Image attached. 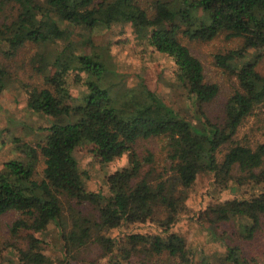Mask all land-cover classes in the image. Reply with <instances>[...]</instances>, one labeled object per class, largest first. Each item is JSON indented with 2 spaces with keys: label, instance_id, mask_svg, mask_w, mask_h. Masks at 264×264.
Wrapping results in <instances>:
<instances>
[{
  "label": "trees",
  "instance_id": "16d2710c",
  "mask_svg": "<svg viewBox=\"0 0 264 264\" xmlns=\"http://www.w3.org/2000/svg\"><path fill=\"white\" fill-rule=\"evenodd\" d=\"M4 1L16 4L17 19L0 26V45L7 46L3 54L14 57L30 43L39 47L32 64L45 87L29 89L27 105L54 123L43 128L35 145L13 138L19 156L0 169V264H53L41 238L52 223L62 232V264L77 259L75 250L93 247L105 254L106 264H138L137 259L148 264V258L154 264H198L186 239L171 229L187 210L188 190L204 173L213 175L221 190H253L250 197L208 206L195 218L224 243L221 264H250L240 246L226 242L231 235L219 238L217 230L232 222L249 240L264 226V144L253 149L237 139L240 127L264 104V75L258 71L264 61V0H156L153 16L138 0ZM114 25H131L140 39L172 59L174 80L191 100V119L167 105L144 80L138 91H127L125 107L116 108L99 85L106 72L101 55L94 47L90 54L83 52L70 30L92 35ZM222 34L241 42L216 56L217 65L237 78L239 89L226 105L222 124H216L206 108L219 87L206 81L202 63L182 40L209 42ZM90 39L83 45L92 47ZM59 42H65V48L49 53ZM92 76L99 80L92 81ZM6 77L0 67V94ZM75 86L84 91L75 95ZM153 138L166 141L170 179L164 174L151 178V171L143 174L144 164L153 163L154 156L141 157L138 143ZM81 148L100 164L128 156V167L108 177L107 195L86 189L87 171L80 170L75 155ZM86 204L97 210V218L78 210ZM9 215L13 219L5 236L2 219ZM149 221L162 231L112 235L122 226ZM199 263L211 264L207 257Z\"/></svg>",
  "mask_w": 264,
  "mask_h": 264
},
{
  "label": "rangeland",
  "instance_id": "374dc122",
  "mask_svg": "<svg viewBox=\"0 0 264 264\" xmlns=\"http://www.w3.org/2000/svg\"><path fill=\"white\" fill-rule=\"evenodd\" d=\"M44 2L45 0H37ZM156 0H138L139 4L150 16L154 15V2ZM17 6L13 1L0 0V26L10 25L17 19ZM72 40L78 43L79 48L85 53H91L94 47L101 55L105 64L106 72L101 78L99 85L107 90L115 101L117 109H122L127 103V91H138L142 80L145 84L158 94L167 105L174 108L187 119H191V100L187 92L179 87L173 76L174 62L166 55L157 53L146 41L140 39L131 25H114L110 30L100 28L92 35L80 28H72ZM91 38V39H90ZM93 41V46L86 45L87 40ZM188 45L191 52L200 60L204 67L205 79L208 83L217 84L219 94L216 99L206 108L207 114L212 122L222 124L225 116V108L230 98L239 89L237 78L230 72L219 67L216 56L226 54L237 49L241 42L236 39L227 40L225 35H220L212 41H189L182 40ZM66 46L65 42L49 47V53L61 52ZM5 44L0 45V67L5 71L7 77L6 87L0 94V169L5 162L16 159L19 152L15 149L13 138H19L25 143L35 145L43 137V128L54 123L50 117L31 111L27 105L28 90L32 88H44L43 77L38 74L32 64V59L40 50L35 44H27L21 48L14 57H6L3 50ZM258 71L264 75V61L258 67ZM92 81H98L96 76ZM75 95L84 91L83 88L75 86L72 89ZM188 108V109H187ZM190 114V115H189ZM237 139L253 149L259 144H264V104L255 111L240 127ZM166 141L160 138L141 140L138 149L141 157L148 154L154 156L153 163L144 164L143 174L151 171V178H157L164 174L165 179L173 177L171 161ZM226 153V148L219 155L221 160ZM80 165V170L87 171L84 177L85 187L90 192L108 194V177L129 165L128 156H122L109 164H100L93 160L91 155L83 148L75 153ZM43 163L38 167V174H42ZM167 172V173H166ZM214 176L204 173L198 176L196 183L188 190L186 202L187 210L180 216L178 222L172 227L171 232L184 237L187 242V250L195 261L209 258L211 264H221L225 255V245L218 238H213L209 230L204 229L195 221L201 212L208 206L235 198H246L253 194L251 188H238L231 186L227 190H221L214 183ZM251 187V186H250ZM64 206L67 207L66 199L63 198ZM84 215L97 218V210L88 204L79 207ZM66 215V214H65ZM69 218V215H66ZM165 216L159 217L164 219ZM13 217L6 216L2 219L5 236L7 227L11 224ZM70 230V229H67ZM162 229L155 223L147 222L122 226L112 231L114 237H120L129 233H141L156 235ZM220 238L226 233L231 235V240H226L231 246H240L243 256L250 264H264V226L252 239L243 238L234 223L225 224L218 230ZM61 230L55 223L49 225L47 232L41 235L46 242L45 254L53 264H62L64 243L61 239ZM6 258L16 263V258L7 255ZM194 254V255H193ZM77 259L71 264H106L108 258L97 247L89 250H75ZM148 264H154L147 259ZM138 264H147L137 259ZM161 264V263H156ZM163 264H165L163 262Z\"/></svg>",
  "mask_w": 264,
  "mask_h": 264
}]
</instances>
